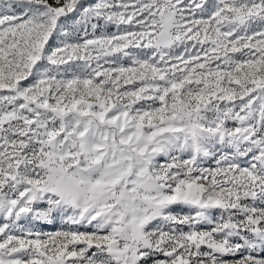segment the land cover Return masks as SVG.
<instances>
[{
	"label": "snow or ice",
	"instance_id": "1",
	"mask_svg": "<svg viewBox=\"0 0 264 264\" xmlns=\"http://www.w3.org/2000/svg\"><path fill=\"white\" fill-rule=\"evenodd\" d=\"M0 264H264V0H0Z\"/></svg>",
	"mask_w": 264,
	"mask_h": 264
}]
</instances>
